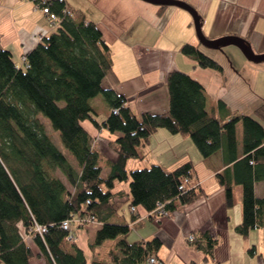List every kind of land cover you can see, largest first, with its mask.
<instances>
[{
	"label": "trees",
	"instance_id": "trees-1",
	"mask_svg": "<svg viewBox=\"0 0 264 264\" xmlns=\"http://www.w3.org/2000/svg\"><path fill=\"white\" fill-rule=\"evenodd\" d=\"M47 4L59 22L26 52L24 66L11 63L0 48V261L30 264L34 250L29 237L45 259L43 264H165L158 256L162 243L157 235L128 240L134 224L140 223L137 206L154 220L206 193L190 160L173 170L155 162L128 168L131 158L142 160V145L161 127L190 136L203 157L220 151L224 167L215 176L224 187L227 206L236 199L234 188L241 186L242 219L236 231L245 235L260 228L264 238V195L257 196L254 188L264 180V102L253 114H244L217 99L216 110L209 113L202 84L188 72L173 69L165 77L168 108L137 116L126 96L103 86V78L111 75L116 80V75L110 44L97 23L76 11L64 13L63 1ZM181 51L199 67L221 71L218 60L196 45L184 42ZM98 95L108 107L103 119L92 103ZM39 112L59 131L73 160L47 134ZM84 120L108 130L115 159L102 154ZM101 161L108 167L105 176ZM117 180L130 181L128 189H116ZM64 219H76L78 226L91 221L101 225L89 241V261L75 238L69 240L72 230L61 225ZM38 224L46 229L37 231ZM109 238L115 239V246L102 260L94 248ZM186 242L207 259L219 240L207 230L194 229Z\"/></svg>",
	"mask_w": 264,
	"mask_h": 264
},
{
	"label": "crops",
	"instance_id": "crops-1",
	"mask_svg": "<svg viewBox=\"0 0 264 264\" xmlns=\"http://www.w3.org/2000/svg\"><path fill=\"white\" fill-rule=\"evenodd\" d=\"M182 1L196 10L207 38L236 35L247 40L252 51L264 53V0ZM63 3L69 10L82 13L86 20L97 23L110 44L116 75V80L111 75L103 78V86L114 87L126 96L127 105L137 116L143 111L160 113L168 108L165 77L173 69L188 72L202 84L209 113L216 110L217 99L225 101L232 111L244 114H253L256 106L264 102V60L252 61L233 43L219 49H204L197 38L194 18L185 8L159 6L162 4L147 0H63ZM54 28L34 0H0V48L14 65L24 66L26 52ZM184 42L196 45L210 58L218 60L221 71L199 67L197 61L181 51ZM98 107L94 105L97 110ZM106 112L99 118L103 119ZM82 124L95 137L102 154L115 159L117 153L108 146L109 133L107 137L102 136L106 129H96L89 120ZM236 132L240 139V125ZM142 148L145 155L137 161L139 167L155 162L173 170L181 162L192 161L196 180L205 188L206 195L154 220H149L148 212L137 206L140 223L134 224L133 240L157 235L162 243L158 256L165 264H264L263 231L252 228L243 235L235 229L242 219L241 189L234 188L236 199L227 206L224 187L215 176L224 167L220 151L203 157L190 136L170 133L164 127L157 128ZM255 185L257 196L264 195V180ZM89 223L94 225L88 238L92 242L101 225L95 221ZM194 229L217 236L219 242L212 257L204 259V252L186 242ZM27 239L34 250L30 264H43L45 259L38 255L39 249L32 239ZM97 248L98 245L95 253ZM90 257L93 258L92 253Z\"/></svg>",
	"mask_w": 264,
	"mask_h": 264
},
{
	"label": "rangeland",
	"instance_id": "rangeland-1",
	"mask_svg": "<svg viewBox=\"0 0 264 264\" xmlns=\"http://www.w3.org/2000/svg\"><path fill=\"white\" fill-rule=\"evenodd\" d=\"M202 47L207 48V49H210L208 48V46H205V45H201ZM104 98L101 96V95H98L96 97V99H93L92 100V103L95 105L97 104L100 108L99 109V114L97 116H100L101 114H103V112H106L107 111V108L104 107V104H102L100 101H102L103 103ZM99 101V103H98ZM105 114V113H104ZM38 116L39 118L41 119V121H43V125L45 126V130L46 132H48L47 134H49V136L51 137L52 141L55 143V145L61 149L63 152H65V155L70 159V160H73V156L71 155V152H69L63 145V141H61V138H60V135H59V131H57L56 129L54 130L53 129V126L51 125V121L49 120V118L47 116H45L44 114L42 115V113H38ZM21 130L23 131H26V128L24 126L21 125V122H18ZM108 131L104 130L103 133H102V136H106L108 135ZM139 160L135 159V158H131L130 161H127V166L129 169H131L132 167H136L138 166V162ZM144 161V160H143ZM100 164L102 165V173L101 175L102 176H105L107 173H109L108 171V167L103 163V161L100 162ZM150 163H148L147 165H149ZM147 165H141L142 166H147ZM128 180H121V182H119L118 180L116 181L115 183V188H119V189H128ZM239 186V185H238ZM241 186H239L240 188ZM241 189V188H240ZM85 226H81L79 227L78 226V222L76 219H74L71 223V230L72 232L74 233V235L76 236V242H78V244L81 246V247H84V250H85V254H86V257H88V260L91 259L90 257V254L92 253L91 251V247L89 246V235L91 234V231H92V227L94 226L92 223H89V222H85L84 223ZM89 227V232H87L86 228ZM90 233V234H89ZM134 233H136L135 229L134 230H131V233L130 235L128 236V240H133L132 239V236H134ZM115 239H106L103 244L101 245H98L99 248H97V252H96V255L98 257H101L102 260H104L106 256V251L109 249V248H113L115 245ZM90 247V248H89Z\"/></svg>",
	"mask_w": 264,
	"mask_h": 264
},
{
	"label": "water",
	"instance_id": "water-1",
	"mask_svg": "<svg viewBox=\"0 0 264 264\" xmlns=\"http://www.w3.org/2000/svg\"><path fill=\"white\" fill-rule=\"evenodd\" d=\"M149 2H152L153 4H162L164 6L166 5H174V6H179L182 8H185L186 11H189V13L192 15V18H194L193 22H194V26L196 29V33H197V38L200 39L199 41L201 42V44L208 46V48L212 47V48H221V46L227 45V44H236L238 45L240 48L243 49L246 57L252 59L253 60H264V53H256L254 51H252V47H250L249 44H245L243 43V41H241V38L236 36V35H224L221 36L220 38H214V39H209L207 38V36H205L202 32V28L200 26V18L199 15L196 13V10L191 7L188 3L186 4L185 1L182 0H147Z\"/></svg>",
	"mask_w": 264,
	"mask_h": 264
},
{
	"label": "built area",
	"instance_id": "built-area-1",
	"mask_svg": "<svg viewBox=\"0 0 264 264\" xmlns=\"http://www.w3.org/2000/svg\"><path fill=\"white\" fill-rule=\"evenodd\" d=\"M34 1H35V5H37V8L38 7L41 8V10L43 11V13L45 15H47L48 20H50L51 24L53 26H57V23L59 22V17H58L59 15L56 12H54V11L51 10V8L49 7L50 4H47V1L48 0H34ZM60 1H63V0H60ZM62 11L64 13L70 14V10H68L67 6H64L62 8ZM40 39H41V37L39 38V40ZM133 209H134V207L132 208V210ZM71 223H72L71 220L64 219L62 221V224L61 225L64 228H66V229H68L70 231V229L72 227L71 226ZM36 228H37V231L38 230L39 231H43L44 229H46L45 227H43L42 225H39V224H38V226H36ZM74 238H76V236H74L73 232H71L70 235H69V240L74 239Z\"/></svg>",
	"mask_w": 264,
	"mask_h": 264
}]
</instances>
